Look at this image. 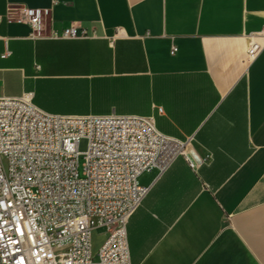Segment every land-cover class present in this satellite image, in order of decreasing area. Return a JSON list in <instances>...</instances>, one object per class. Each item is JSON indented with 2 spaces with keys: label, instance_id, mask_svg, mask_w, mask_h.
<instances>
[{
  "label": "crops",
  "instance_id": "1",
  "mask_svg": "<svg viewBox=\"0 0 264 264\" xmlns=\"http://www.w3.org/2000/svg\"><path fill=\"white\" fill-rule=\"evenodd\" d=\"M21 7L48 10L47 35L74 25L89 37L31 38L7 18ZM0 16V97L147 116L192 137L197 168L178 157L138 176L148 191L126 225L130 264H264V46L246 57L264 0H0Z\"/></svg>",
  "mask_w": 264,
  "mask_h": 264
},
{
  "label": "built area",
  "instance_id": "2",
  "mask_svg": "<svg viewBox=\"0 0 264 264\" xmlns=\"http://www.w3.org/2000/svg\"><path fill=\"white\" fill-rule=\"evenodd\" d=\"M47 14L21 7L7 18L34 39L89 37L74 25L45 34ZM246 38L252 61L264 27ZM191 140L162 134L147 116L50 114L27 94L0 97V264H130L126 225L148 191L138 176L162 174L178 157L197 168ZM97 228L105 239L93 252Z\"/></svg>",
  "mask_w": 264,
  "mask_h": 264
},
{
  "label": "rangeland",
  "instance_id": "3",
  "mask_svg": "<svg viewBox=\"0 0 264 264\" xmlns=\"http://www.w3.org/2000/svg\"><path fill=\"white\" fill-rule=\"evenodd\" d=\"M79 150H80L81 152H83V151L86 150V141L82 140V141L80 142V144H79ZM81 163H82V159L80 158V164H81ZM104 239H105L104 231H103V233H101V234H99L98 232H95V231L92 232V242H91V247H92V251H93V252H95V251L98 249V247L100 246V244L103 242ZM96 243L99 244V245H98V247H97L95 250H93V246H95Z\"/></svg>",
  "mask_w": 264,
  "mask_h": 264
}]
</instances>
